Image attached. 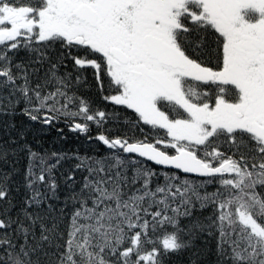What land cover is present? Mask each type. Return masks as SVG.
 Listing matches in <instances>:
<instances>
[{"label":"snow or ice","instance_id":"obj_1","mask_svg":"<svg viewBox=\"0 0 264 264\" xmlns=\"http://www.w3.org/2000/svg\"><path fill=\"white\" fill-rule=\"evenodd\" d=\"M0 129V264H264V0H0Z\"/></svg>","mask_w":264,"mask_h":264},{"label":"trees","instance_id":"obj_2","mask_svg":"<svg viewBox=\"0 0 264 264\" xmlns=\"http://www.w3.org/2000/svg\"><path fill=\"white\" fill-rule=\"evenodd\" d=\"M89 77V81L92 84V87L88 90H82L81 94L87 97H90L93 101L99 104L98 97L96 95V89L94 87V82L91 81L90 72L87 73ZM101 107H106L108 111H112V106H104L100 105ZM117 111H122L119 107L116 109ZM14 122L17 124V127L21 130L27 128L26 132V139L27 141L33 146V149L39 152H52V151H66V152H75L79 151L80 154H93L94 150L99 148V152L96 154H102L104 151L103 147H100L94 141L86 140L85 136L79 133H72L68 130V127L63 124L59 123L57 128L63 129V133L57 131L56 128H48L46 126H42L27 120L26 117L17 116L15 117ZM106 128H111L113 132H116L120 129L124 128L123 124L113 123L109 121ZM147 130V129H145ZM97 129L95 126L91 129V134L95 135ZM13 135L15 133L13 132ZM139 135V132L137 133ZM0 136H4V132L0 129ZM61 136L67 137L66 139H62ZM6 138V137H5ZM68 163L65 162L64 168L68 167ZM26 164V158L21 161L20 167L23 168ZM63 170V169H61ZM189 256L188 255H181V256H172L171 257V264H188Z\"/></svg>","mask_w":264,"mask_h":264}]
</instances>
